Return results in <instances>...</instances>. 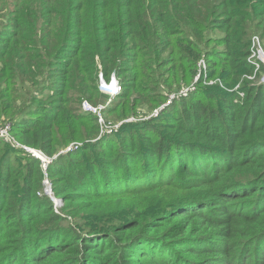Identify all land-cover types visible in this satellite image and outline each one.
<instances>
[{"label": "trees", "instance_id": "1", "mask_svg": "<svg viewBox=\"0 0 264 264\" xmlns=\"http://www.w3.org/2000/svg\"><path fill=\"white\" fill-rule=\"evenodd\" d=\"M253 36L264 0H0V124L51 159L0 139V264H264ZM200 62L223 93H180ZM113 72L105 123L156 118L81 110Z\"/></svg>", "mask_w": 264, "mask_h": 264}, {"label": "built area", "instance_id": "2", "mask_svg": "<svg viewBox=\"0 0 264 264\" xmlns=\"http://www.w3.org/2000/svg\"><path fill=\"white\" fill-rule=\"evenodd\" d=\"M259 40L260 39H259L258 36H253L252 37L251 55H250L249 59L251 60V58H256V59L264 62V50L262 49ZM255 65H256V69H258L259 65L257 63H255ZM99 77H100L99 88L101 90L106 91L107 93H109L111 98L113 96H115V94L120 92L121 85L119 84L118 80H116L114 78V76L111 77V80H110L109 84H106L104 82V80L102 79V75L101 74L99 75ZM258 82L259 83H264V73L258 78ZM188 91L189 90L184 89L180 93L182 95H186V93ZM103 108H104V105L93 106L87 100H83L82 103H81V110L83 112H85V113H93V114L97 115L99 123H102L101 111H102ZM10 134H11L10 133V124L9 123L0 124V139H3L4 141L12 142L13 145L20 146L25 151L30 153L32 156L38 158L40 160V162H41L42 168L44 170H46L48 164L51 162V159L48 158L47 156H45L40 150H37V149L31 148V147H27L25 145L19 144L13 138V136H11ZM51 188H52L51 184L48 182V180L47 179L43 180V191L54 202L53 195L51 194V192H52ZM54 205L59 207L61 204L59 203V204L56 205L55 202H54ZM58 207H56V208H58Z\"/></svg>", "mask_w": 264, "mask_h": 264}, {"label": "rangeland", "instance_id": "3", "mask_svg": "<svg viewBox=\"0 0 264 264\" xmlns=\"http://www.w3.org/2000/svg\"><path fill=\"white\" fill-rule=\"evenodd\" d=\"M260 41V45H261V40H259ZM209 72H210V70H209V67L207 66V65H205V63H199V65H198V70L196 71V76L194 77V81L188 86V88H186V90H191L192 92L194 91V92H196L199 96H201V97H205L206 98V94L207 93H211V92H213V93H223L224 92V90H222V89H219V88H215V86H212V85H209V84H211V81H210V83H209V81H207L206 80V76L209 74ZM112 77V76H111ZM114 78L116 79V80H118V78L117 77H115V74H114ZM102 79L104 80V82L106 83V84H109V82L110 81H107V80H105V78L104 77H102ZM111 80V79H110ZM104 92V91H103ZM44 93H48V91H45ZM105 94H103V95H101V99H100V101H99V104H97L96 106H98V105H104V102L106 103V102H108V99H110L111 98V96L109 95V93H107L106 91L104 92ZM103 103V104H102ZM91 104V103H90ZM102 112V111H101ZM157 112H151L150 113V115H148V116H145V117H143V118H128V119H126V120H121V121H118L117 123H112L111 122V124H106L105 123V121L103 120L104 118H110V116H105L104 114H102L101 113V116H102V123H100L101 124V127H102V130H106L107 132H111L113 129L114 130H119V128H120V126H121V123L122 122H132V121H140V120H146V119H148L150 116H153V117H157L158 116V114H156ZM134 119V120H133ZM105 123V124H104ZM107 126V127H106ZM11 127V126H10ZM121 133H125V134H127V136H141L142 138H143V136H142V133L139 131V132H137V133H131V132H129V131H123L122 129H120V131H119V133H116V131H115V133L111 136V135H108L106 138L107 139H112V141H114V142H116L118 139H120V134ZM11 136H12V134H10ZM8 142V141H7ZM8 143H10V144H12L13 145V143L12 142H8ZM126 172H132V173H134V174H136L138 171H137V165H133L132 166V168H131V170H128V171H126ZM122 173H124V171L122 172ZM47 178V177H46ZM129 178H131V179H133V180H136V181H138V178H136V177H134L132 174L129 176ZM47 180H48V182L50 183V181H49V178H47ZM51 190H52V188H51ZM52 192H53V190H52ZM53 196L55 197V195H54V192H53ZM56 198V197H55ZM55 206V205H54ZM61 206V205H60ZM59 206V207H60ZM55 207H58V206H55ZM57 210H58V208H57Z\"/></svg>", "mask_w": 264, "mask_h": 264}, {"label": "water", "instance_id": "4", "mask_svg": "<svg viewBox=\"0 0 264 264\" xmlns=\"http://www.w3.org/2000/svg\"><path fill=\"white\" fill-rule=\"evenodd\" d=\"M112 76H114V72H113ZM156 112H157V110H156ZM51 194L53 195V192H51ZM53 200H54V202H55L56 205L59 204V203L60 204L62 203V199L55 198L54 196H53Z\"/></svg>", "mask_w": 264, "mask_h": 264}]
</instances>
